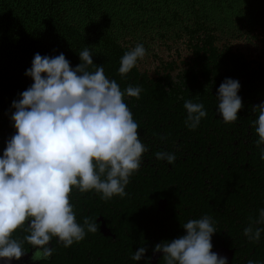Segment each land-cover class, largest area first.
Wrapping results in <instances>:
<instances>
[{"label":"trees","instance_id":"trees-1","mask_svg":"<svg viewBox=\"0 0 264 264\" xmlns=\"http://www.w3.org/2000/svg\"><path fill=\"white\" fill-rule=\"evenodd\" d=\"M242 40L260 43L252 48L259 54L248 56L234 46ZM137 44L146 55L122 76L121 57ZM85 47L93 55L90 71L103 65L122 91L129 85L142 89L139 99L125 96V103L148 150L125 196L104 200L94 190L73 188L76 221L83 225L85 217L91 222L101 217L115 228L119 247L128 240L132 259L140 247L149 257L156 244L185 235V223L206 215L216 229L212 250L225 245L237 264H264V231L258 241L243 234L250 224L264 229L255 223L264 209V144H256L258 110L252 109L264 102V0H0V156L16 131L12 102L33 83L25 72L34 54L63 53L75 68ZM148 57L154 60L151 68ZM225 79L240 84L243 107L234 122L217 111V90ZM187 100L206 111L195 129L186 125ZM157 152L176 159L169 164ZM161 199L167 202L164 211L157 210ZM99 227L97 222L95 233L85 229L81 241L102 238ZM26 234L18 229L13 235ZM50 243L49 264H77L76 255L65 257L64 250L62 256L58 238ZM29 246L24 243L26 250ZM160 260L165 264L162 255Z\"/></svg>","mask_w":264,"mask_h":264},{"label":"clouds","instance_id":"clouds-1","mask_svg":"<svg viewBox=\"0 0 264 264\" xmlns=\"http://www.w3.org/2000/svg\"><path fill=\"white\" fill-rule=\"evenodd\" d=\"M145 55L142 44L125 52L119 73L127 74ZM92 56L85 47L73 68L63 53L54 57L36 53L25 72L33 83L12 102L15 111L10 119L16 131L0 156V259L20 260L27 252L26 242L35 249L33 261L47 260L53 253L49 246L53 237L69 247L85 238V229L95 233L97 221L88 217L83 225L76 221L70 202L73 188L81 193L94 190L104 200L125 196L129 177L148 150L125 103V96L139 99L142 89L129 85L122 91L105 75L103 65L90 71ZM239 88L238 81L225 79L217 90V111L225 122H234L243 107ZM184 108L186 125L195 129L206 116L203 104L187 100ZM252 109L258 110L254 125L259 147L264 144V102ZM155 155L169 164L176 159L167 152ZM255 223L264 224V209ZM182 227L185 235L153 248L162 253L165 264H226V257L212 251L216 229L209 216L191 219ZM18 229L27 233L23 239L14 238ZM261 231L250 224L243 234L258 241ZM145 252V247L138 248L132 259L139 261Z\"/></svg>","mask_w":264,"mask_h":264},{"label":"flooded vegetation","instance_id":"flooded-vegetation-1","mask_svg":"<svg viewBox=\"0 0 264 264\" xmlns=\"http://www.w3.org/2000/svg\"><path fill=\"white\" fill-rule=\"evenodd\" d=\"M103 220V219H102ZM106 226V225H105ZM107 227V226H106ZM107 229L110 232L109 236H103L101 233V237H97L94 240L91 241V239H86L84 241H80L78 244H74L73 246L76 247L74 250L73 246L71 247H64L61 243L62 247H64L62 250V256L65 250V257L71 258L74 255L75 259L77 260V264H153L150 261L152 259V253H150V256L147 257L145 254L144 256L139 260L135 261L130 258L129 254V245L128 240L124 239L123 244L121 247H119L120 243V237L118 236L117 232L115 231V228H109ZM100 232V227H99ZM262 237V235H261ZM105 238V240H103ZM93 242H96L98 244V247L93 244ZM102 243L105 244L103 249L101 250ZM140 245V243H139ZM51 248L54 246L49 245ZM110 253L105 254V251L108 249L110 250ZM222 250L225 252V255L222 257H226L227 261L226 264H237L238 262L235 261L236 255L233 249L226 247L225 245L218 244L212 251L215 252L216 250ZM35 251L31 246L28 247L26 254L17 261V264H49L51 261V257L47 260H41V261H33L31 259L32 253ZM73 252V253H72ZM231 252V255H230ZM162 255V254H161ZM160 256H158L157 260L155 261V264H158L161 262ZM264 258V257H263Z\"/></svg>","mask_w":264,"mask_h":264},{"label":"water","instance_id":"water-1","mask_svg":"<svg viewBox=\"0 0 264 264\" xmlns=\"http://www.w3.org/2000/svg\"><path fill=\"white\" fill-rule=\"evenodd\" d=\"M166 200L165 199H161L158 201V204H157V210L158 211H164L165 207H166ZM98 223H100V233L103 235V236H109L110 235V232L109 230L107 229V227L105 226V222L102 220L101 217H98L97 220H96ZM215 253H217L219 256H224L225 255V252L218 249L215 251ZM162 253L161 252H155V253H152V259L150 262L155 264V261L157 260L158 256H160ZM230 255H231V252H230ZM17 261L18 260H12V261H5L3 259H0V264H17ZM26 264V263H24Z\"/></svg>","mask_w":264,"mask_h":264},{"label":"rangeland","instance_id":"rangeland-1","mask_svg":"<svg viewBox=\"0 0 264 264\" xmlns=\"http://www.w3.org/2000/svg\"><path fill=\"white\" fill-rule=\"evenodd\" d=\"M252 44V45H251ZM254 44H256V46H258V48L262 47V45L260 43H256L255 41H235V45L237 48H240V50H243L244 52H247L248 56L252 55L254 56L256 54V56L259 54V49H252L254 48ZM146 66L148 67H153L154 66V60L151 59V57H148L146 59Z\"/></svg>","mask_w":264,"mask_h":264}]
</instances>
